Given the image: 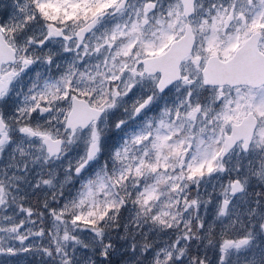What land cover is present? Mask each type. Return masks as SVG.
Wrapping results in <instances>:
<instances>
[{"label":"snow or ice","instance_id":"6c2138e0","mask_svg":"<svg viewBox=\"0 0 264 264\" xmlns=\"http://www.w3.org/2000/svg\"><path fill=\"white\" fill-rule=\"evenodd\" d=\"M0 264H264V0L0 5Z\"/></svg>","mask_w":264,"mask_h":264},{"label":"rangeland","instance_id":"374dc122","mask_svg":"<svg viewBox=\"0 0 264 264\" xmlns=\"http://www.w3.org/2000/svg\"><path fill=\"white\" fill-rule=\"evenodd\" d=\"M11 0H0V5H6L9 4Z\"/></svg>","mask_w":264,"mask_h":264}]
</instances>
